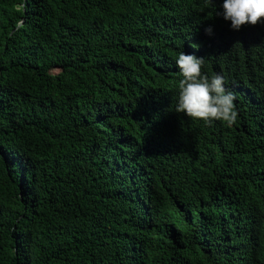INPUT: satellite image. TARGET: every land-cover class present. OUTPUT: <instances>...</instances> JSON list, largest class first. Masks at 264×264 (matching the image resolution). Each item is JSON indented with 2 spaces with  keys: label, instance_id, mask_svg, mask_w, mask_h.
Listing matches in <instances>:
<instances>
[{
  "label": "trees",
  "instance_id": "trees-1",
  "mask_svg": "<svg viewBox=\"0 0 264 264\" xmlns=\"http://www.w3.org/2000/svg\"><path fill=\"white\" fill-rule=\"evenodd\" d=\"M214 11L0 0V264H264V24ZM181 52L233 125L175 112Z\"/></svg>",
  "mask_w": 264,
  "mask_h": 264
},
{
  "label": "clouds",
  "instance_id": "clouds-1",
  "mask_svg": "<svg viewBox=\"0 0 264 264\" xmlns=\"http://www.w3.org/2000/svg\"><path fill=\"white\" fill-rule=\"evenodd\" d=\"M209 3L215 9L214 14L228 23L230 31L238 32L242 26L264 24V0H222L219 11L213 0ZM212 33L211 27L205 28L206 35ZM175 64L181 76L177 83L176 113L206 124L223 121L231 126L237 121L235 94L226 89L221 74L209 77L202 72L204 58L181 52Z\"/></svg>",
  "mask_w": 264,
  "mask_h": 264
}]
</instances>
